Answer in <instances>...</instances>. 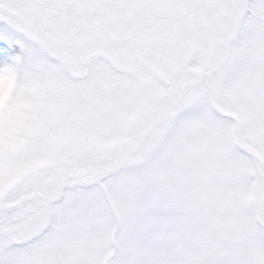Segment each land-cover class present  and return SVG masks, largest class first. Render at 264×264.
<instances>
[{
  "label": "rangeland",
  "instance_id": "rangeland-1",
  "mask_svg": "<svg viewBox=\"0 0 264 264\" xmlns=\"http://www.w3.org/2000/svg\"><path fill=\"white\" fill-rule=\"evenodd\" d=\"M217 2L0 0V14L38 30H83L90 20L99 26L98 31L84 30L93 37L98 54L67 70L62 92L15 80L6 104L1 99L13 77L0 75V209L22 200L0 211V219L7 214L25 221L27 244L48 238L71 207L93 221L79 234L65 233L61 240V247H67L79 264H123L128 259L136 264H227L245 252L257 253L255 198L241 196L228 172L212 165L209 153L223 155L227 147L240 161L250 157L264 161V137L254 136L246 122L238 131L220 127L227 124L229 112L245 110L264 77V13L252 23L248 13L234 32L236 37L217 48L209 69L205 58L213 41H208L216 34L233 32L237 19L230 10L203 7ZM219 2L231 4V0ZM71 3L77 6L54 7ZM221 65H227L226 84L244 77L243 91L226 89L218 97L208 88L210 76ZM206 67L210 73L195 83L186 81L202 75ZM160 71L167 79L159 76ZM146 73L152 75L150 80ZM146 99L153 112L146 118L145 111L126 117L137 105L144 110ZM169 116L172 119L150 135L149 124ZM125 117L134 122H126ZM106 136L114 138L105 140ZM76 138L111 143L95 149V155L105 156L100 168L115 171L121 166L102 182L84 186L104 170L82 173L86 170L78 163L84 156L76 153ZM124 139V144H116ZM235 147L250 157L240 156ZM85 150L90 151V146ZM43 159L60 165L37 164ZM72 163L77 165L69 166ZM232 165L233 171H239L238 161ZM73 178L80 186H72ZM64 187L69 188L63 193ZM149 201L173 212L165 222L130 238L129 205Z\"/></svg>",
  "mask_w": 264,
  "mask_h": 264
},
{
  "label": "snow or ice",
  "instance_id": "snow-or-ice-1",
  "mask_svg": "<svg viewBox=\"0 0 264 264\" xmlns=\"http://www.w3.org/2000/svg\"><path fill=\"white\" fill-rule=\"evenodd\" d=\"M75 3L54 5V7H76ZM210 7L217 12L232 11L241 20V13H251L249 23L264 13V0H243L242 3L218 2ZM48 33V34H45ZM94 52V41L90 33L76 28L36 29L20 21L0 14V75L15 78L17 83L36 88L62 92L68 79V69L79 67L88 61ZM227 65L219 66L210 76L208 88L219 97L227 89L241 92L246 88L244 77L225 83ZM232 117L225 125L233 131L247 123L251 133L264 137V77L252 93L250 104L243 111H232ZM234 139V137H233ZM210 162L219 171H227L230 183L241 196H253L259 208L258 219L253 220V247L256 254L245 252L229 260L227 264H264V161L251 158L240 161L224 149L223 155L210 152ZM232 161L239 162V171H233ZM173 209L159 202H136L130 204L126 223L129 237H135L148 228L169 219ZM93 223L82 210L67 208L64 220L43 242L27 244L26 222L13 219L7 214L0 219V264H79L74 254L61 247L65 233L79 234ZM20 240V243H15ZM123 264H136L128 259Z\"/></svg>",
  "mask_w": 264,
  "mask_h": 264
},
{
  "label": "bare ground",
  "instance_id": "bare-ground-1",
  "mask_svg": "<svg viewBox=\"0 0 264 264\" xmlns=\"http://www.w3.org/2000/svg\"><path fill=\"white\" fill-rule=\"evenodd\" d=\"M232 3H233V4H236V3H241V2H240V0H231V4H232ZM209 54H210V52H208V54H207V56H206V58H205V64H207L208 61H209ZM11 96H12V94L10 95L8 101L10 100ZM8 101L6 102V104L8 103ZM159 124H160V123H158V122H153V123L150 125L149 130H150L151 132H153Z\"/></svg>",
  "mask_w": 264,
  "mask_h": 264
}]
</instances>
